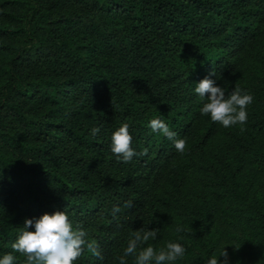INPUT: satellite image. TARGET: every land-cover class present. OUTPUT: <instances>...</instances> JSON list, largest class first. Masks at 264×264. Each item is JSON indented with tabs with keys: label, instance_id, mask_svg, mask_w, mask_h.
Here are the masks:
<instances>
[{
	"label": "trees",
	"instance_id": "obj_1",
	"mask_svg": "<svg viewBox=\"0 0 264 264\" xmlns=\"http://www.w3.org/2000/svg\"><path fill=\"white\" fill-rule=\"evenodd\" d=\"M206 76L253 95L246 124L201 114ZM124 123L148 150L128 163L111 151ZM263 181L264 0H0V257L24 264L25 218L63 210L103 257L75 264H119L140 229L158 230L144 247H185L174 264L224 246L229 264H264Z\"/></svg>",
	"mask_w": 264,
	"mask_h": 264
},
{
	"label": "clouds",
	"instance_id": "obj_2",
	"mask_svg": "<svg viewBox=\"0 0 264 264\" xmlns=\"http://www.w3.org/2000/svg\"><path fill=\"white\" fill-rule=\"evenodd\" d=\"M210 76H216L215 70ZM195 92L201 97H206V102L200 109L201 114L210 116V119L225 128L247 122V108L253 103L254 97L247 90L234 88L226 95L223 87L216 84L209 76L201 79L195 87ZM149 126L154 132L160 133L174 142L178 152H183L186 140L176 139V133L161 119L150 120ZM244 129L241 128V131ZM99 127L91 128V135L99 133ZM132 135L127 123L119 126L111 135V151L123 163L130 162L134 156L147 155V149L137 153L132 148ZM125 207H131V201L125 202ZM118 206L113 207V213L119 212ZM179 233L182 227H177ZM157 229H140L128 240L124 253L120 256L119 264H127L128 256L135 257V264H174L182 259L186 249L179 242L170 241L159 250L149 245L144 247L150 239L157 236ZM88 232L80 225L73 226L72 221L63 210L52 213L45 212L39 217L25 218L23 227L16 240L12 243L13 252H18L26 257L24 264H75L84 255L85 249L93 256L103 259L100 246L96 240L87 239ZM237 248V247H236ZM139 249V250H138ZM224 259L220 260L219 257ZM217 257L213 254L207 259L206 264H229L228 253L225 246ZM16 257L6 253L0 257V264H15Z\"/></svg>",
	"mask_w": 264,
	"mask_h": 264
},
{
	"label": "rangeland",
	"instance_id": "obj_3",
	"mask_svg": "<svg viewBox=\"0 0 264 264\" xmlns=\"http://www.w3.org/2000/svg\"><path fill=\"white\" fill-rule=\"evenodd\" d=\"M263 186H264V181L259 184V186L257 187L256 191L260 190V189H263ZM231 252H232V250L230 251V253ZM227 253H229V252H227ZM243 264H251V263H249L248 261L245 260Z\"/></svg>",
	"mask_w": 264,
	"mask_h": 264
}]
</instances>
